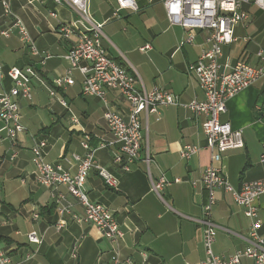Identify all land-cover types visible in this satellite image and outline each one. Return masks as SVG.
I'll return each instance as SVG.
<instances>
[{"label": "crops", "instance_id": "0c3cea01", "mask_svg": "<svg viewBox=\"0 0 264 264\" xmlns=\"http://www.w3.org/2000/svg\"><path fill=\"white\" fill-rule=\"evenodd\" d=\"M30 1L9 0V5L14 17L23 22L37 48L48 50L53 55L42 70L41 80L33 84V91L39 92L45 84L50 85L52 79L61 77L69 68L64 55L79 38L72 35L69 39H61L59 24L81 20L84 30L90 29L91 25L68 4L57 5L54 0ZM136 1L141 9L135 12L126 8L117 9L115 0H88L87 17L91 23L102 26L103 45L108 54L135 71L145 90L151 91L155 87L166 89L179 96L182 106L193 100L202 101L203 93L187 69L196 62L204 48L206 34L198 33L191 45L181 47L185 31L180 26L170 25L163 4L151 6L146 0ZM244 9L250 16L249 21L236 27L238 41L224 47L223 63L233 65L243 61L258 65L257 53L264 51V11L252 2L245 4ZM51 12L57 17H51ZM2 16L0 2V55L4 60L0 63L5 69L23 68L35 60L21 44L16 31L7 39L1 36L7 27ZM146 45L150 49L141 51L140 48ZM3 83L5 87L11 85L8 79ZM61 93L62 97L66 96L63 90ZM89 98H92L93 105L88 102L69 103V106L77 105L80 113L76 115L65 109L63 116L66 123L60 125L58 133L51 132L48 127L39 128L42 132L40 138L48 141L46 160L49 163L63 164L74 172L76 164L72 162L68 165L64 158H70L72 154L85 155L80 142L86 135L93 138L92 147L102 140H111L103 118L107 109L105 103L98 98ZM83 100L86 101L85 98ZM107 100L110 108L122 110L115 93H109ZM182 106L160 107L158 114L150 115L147 124L144 122V148L148 149L152 158L149 168L144 162H137L129 172L123 173L112 164L110 149H100L95 154L99 165L113 173L118 186L116 189L106 187L98 174L91 171L85 190L92 202L101 203L116 213L125 233L117 246L109 242L95 225L77 223L71 215L66 216L68 224L65 229H55L59 219L56 210L58 194H63L66 202L72 205L73 215H83L84 209L65 187L51 191L36 181L32 152L27 148L35 137L30 133H35L22 121L26 130L16 144L11 145L8 141L0 143V240L13 260L23 261L24 264H115L117 251L120 255L118 264H125L127 258L139 264L143 253L150 264H198L205 260L203 229L199 223L201 206L206 200V192L199 180L210 163V153L205 148L206 140L202 132L205 117ZM23 107L21 102V109ZM72 117L78 119V125L71 123ZM221 120L241 130L244 140V148L225 153L228 182L238 189L246 183L264 181V163L261 162L264 154V79L231 98ZM184 145H199L202 149L197 156L186 161L180 156ZM13 152L17 153V157L11 161ZM27 163L31 164L26 168H30L32 184L22 201H12V196L4 193L5 185L14 187L13 176L22 175ZM162 175L172 183L156 193L152 183ZM176 179L180 182L173 183ZM25 180L26 176H22L23 184H26ZM192 182H196V186ZM214 203L213 221L218 227L214 253L227 257L244 250L249 220L243 209L231 194L223 191L216 193ZM258 211L264 231V195L258 200ZM33 214L38 215V221H32ZM31 232L42 239L40 245L29 242L27 234ZM240 264L254 263L244 257Z\"/></svg>", "mask_w": 264, "mask_h": 264}, {"label": "built area", "instance_id": "2783aa9c", "mask_svg": "<svg viewBox=\"0 0 264 264\" xmlns=\"http://www.w3.org/2000/svg\"><path fill=\"white\" fill-rule=\"evenodd\" d=\"M39 0H31L38 2ZM117 9H141L136 0H115ZM3 7L2 18L6 19L7 27L1 36L9 38L15 31L23 47L28 50L30 57L35 60L25 67H10L5 69L0 63V143L8 141L16 144L18 137L26 130L21 119V101H31L34 82L41 80V73L53 55L48 50H40L28 34L23 22L15 18L11 12L9 0H0ZM57 5L68 4L81 18L89 22L90 29L81 28V20L73 23L59 24L58 34L61 39H69L72 35L79 38L64 55L69 68L50 85H45L50 96H55L59 104L69 109V104L62 97L61 91L73 86L76 80L75 72L81 76V95L102 100L107 109L103 114L111 140L100 141L92 147L93 138L89 135L80 142L85 151L84 156L72 154L65 157L66 164H76L72 172L63 164H53L46 160L48 141L43 138L33 139L32 162L36 181L44 188L57 191L65 187L67 192L75 198L84 209L83 215L72 213V205L66 202L63 194L56 197L58 222L55 229L61 231L67 227L66 216L71 215L77 223L95 225L102 235L116 246L124 238L116 213L101 203L92 202L86 193L85 185L91 171H95L104 185L116 189L118 180L104 166L99 165L95 154L100 149L112 151V164L121 172L127 173L132 165L144 162L151 164L152 158L148 149L144 148V122L148 123L150 115L159 113L160 107H180L179 96L163 88L145 90L135 71L126 68L115 61L103 45L102 26L90 22L87 17L88 0H54ZM147 5L161 3L165 7L170 25L180 26L185 31L181 47L191 45L197 34L204 32L205 42L198 59L188 66V74L193 76L203 93L202 101L193 100L182 107L188 108L194 114L204 116L202 132L206 140L205 148L210 153V163L200 176L199 183L206 192V200L201 206L202 218L199 223L203 229V245L206 258L198 264H240L242 258H249L254 264H264V231L258 211V200L264 195V181L243 184L234 188L225 176V153L230 150L244 148L243 134L228 122H223L221 116L226 113L227 102L242 91L254 86L264 79V51L257 53L258 65L237 61L231 65L223 63V49L238 41L235 29L249 21V14L244 6L252 2L264 11V0H146ZM51 17L56 18L54 12ZM149 50L150 46L140 48ZM11 82L9 88L4 86V80ZM109 93H115L122 110L110 108L107 100ZM126 107H123V105ZM260 111V110H259ZM143 116V118H142ZM73 125H78L76 117L71 118ZM202 147L197 145H184L180 156L188 161L197 156ZM17 153L10 155L14 161ZM264 163V154L261 156ZM176 179L173 183H179ZM172 182L162 175L157 182L152 183L153 190L160 193ZM196 186V182H192ZM2 186L0 182V192ZM223 191L233 196L234 201L243 209L249 220L247 246L227 257L216 255L213 250L218 227L213 221V205L216 202V193ZM37 214L32 215V221H38ZM31 243L40 245L42 239L34 232L27 234ZM75 256V254H74ZM143 260L139 264H150L143 253ZM117 251L115 264L120 262ZM0 264H24L15 262L9 252L0 243ZM125 264H135L131 258L125 259Z\"/></svg>", "mask_w": 264, "mask_h": 264}, {"label": "rangeland", "instance_id": "374dc122", "mask_svg": "<svg viewBox=\"0 0 264 264\" xmlns=\"http://www.w3.org/2000/svg\"><path fill=\"white\" fill-rule=\"evenodd\" d=\"M0 60H2V62H4L1 55H0ZM73 77L76 80V85L74 87L71 86L68 89V91L66 89L64 90V93L66 94V96H64L65 100L67 101L66 103L69 104L70 102L75 101L77 104H84L85 102H88L91 105H93L94 103L91 102V101H93L92 98L83 97L82 95H81V97L79 96V91L81 92V90H82V85L79 84V81H81V76H79V73L75 72L73 74ZM55 79L56 78L52 79L51 81L53 82ZM45 85H47V84H45ZM6 87L9 88L10 85L9 86L7 85ZM83 98H85L86 101H84ZM21 102L23 103V106H24L23 109H20L22 121L28 125L30 130H32L35 133V134H33V133H30V134L35 136V138L37 140L40 139L41 134H42V132L39 131V128L48 127V128H50L51 132L58 133V129H59L60 125L62 123L63 124L66 123V119L63 116V115H65L66 110L69 111V109H70L76 115L77 114L79 115V113H80V111H77V109H76L77 105L76 106L74 104L70 105L69 109L62 107L59 104L57 98L55 96H50L49 91L45 88L39 89V92L33 91L31 101L23 100ZM33 104H34V106H31ZM142 118H143V116H142ZM142 122L144 123V120H142ZM32 140H31V143L28 144L29 146H27V148H29L28 150H30V152H32V147H33V141ZM75 146L76 145L74 144L73 147H75ZM29 165H31V164L27 163L26 165H24L25 167L21 173L22 175H19V177L13 176L12 179H14L13 181L16 182L14 187L9 186L10 184L5 185L4 193L6 195H11L13 198L12 201H15V200H17L18 202L22 201L24 198V194L27 193L28 186L32 184L33 177L31 175V171H29L30 168H26ZM16 176H18V175H16ZM22 176H26V180H25L26 184L22 183V181H21ZM23 179H24V177H23Z\"/></svg>", "mask_w": 264, "mask_h": 264}, {"label": "trees", "instance_id": "16d2710c", "mask_svg": "<svg viewBox=\"0 0 264 264\" xmlns=\"http://www.w3.org/2000/svg\"><path fill=\"white\" fill-rule=\"evenodd\" d=\"M0 243H1V240H0Z\"/></svg>", "mask_w": 264, "mask_h": 264}]
</instances>
